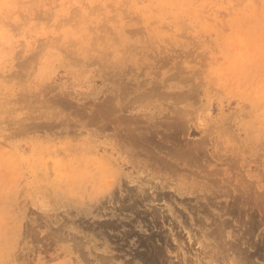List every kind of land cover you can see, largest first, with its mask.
Here are the masks:
<instances>
[{
    "label": "rangeland",
    "instance_id": "374dc122",
    "mask_svg": "<svg viewBox=\"0 0 264 264\" xmlns=\"http://www.w3.org/2000/svg\"><path fill=\"white\" fill-rule=\"evenodd\" d=\"M0 264H264V0H0Z\"/></svg>",
    "mask_w": 264,
    "mask_h": 264
}]
</instances>
